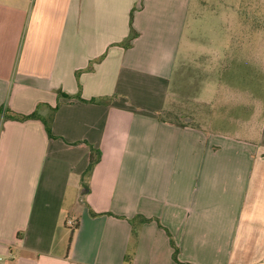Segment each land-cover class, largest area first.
<instances>
[{"label": "crops", "instance_id": "1", "mask_svg": "<svg viewBox=\"0 0 264 264\" xmlns=\"http://www.w3.org/2000/svg\"><path fill=\"white\" fill-rule=\"evenodd\" d=\"M193 2L0 0V109L58 105L0 118V264H264V0L208 7L200 128L158 119Z\"/></svg>", "mask_w": 264, "mask_h": 264}, {"label": "rangeland", "instance_id": "2", "mask_svg": "<svg viewBox=\"0 0 264 264\" xmlns=\"http://www.w3.org/2000/svg\"><path fill=\"white\" fill-rule=\"evenodd\" d=\"M235 1L237 0H194L178 52L179 61L186 58V62L182 63L175 72L167 104L161 114L163 119L200 128L203 113V89L208 87L210 78L203 77L206 60L202 55L209 51L210 54H216L217 40L231 36L228 30H218V21L208 15L210 11L208 7H214L217 11L218 8L229 9L228 6H232ZM256 82L254 86L259 87L257 98L263 102L264 78L258 77ZM212 84L216 87V80H212ZM73 214L74 212L71 211L67 220H71Z\"/></svg>", "mask_w": 264, "mask_h": 264}, {"label": "trees", "instance_id": "3", "mask_svg": "<svg viewBox=\"0 0 264 264\" xmlns=\"http://www.w3.org/2000/svg\"><path fill=\"white\" fill-rule=\"evenodd\" d=\"M130 19L132 20V11H131V14H130ZM130 24H131V21H130ZM136 37H137V33L131 29L128 38L125 39V41H123L122 43H120V46L125 48V49L129 48L131 46L132 40L134 38H136ZM103 58H104V55L99 57L95 62H99ZM91 65L89 66V68L87 70L91 69ZM57 95H58V97L65 98L67 100H69V99H77V100H80V101H84V100H82L80 98L79 94L75 95L74 97H70L69 95H65L64 93L58 92ZM101 100L102 99L93 98V99H91V100H89L87 102H89V103H99V102H101ZM57 106L58 105H56L54 108L50 109V113H49V115L47 117H41V116L38 115V107L32 113H30L28 115L14 114V113H11L10 111L6 110V109L5 110L4 109H0V118H2V121L13 120V121H18V122H24V121L33 120V119L39 120V121L42 122V124L44 126L45 133L47 134V136L49 138H54L52 133H51V124H52L53 115H54V113L57 110ZM162 113L163 112H160L158 114L159 121L177 124L176 122H172V121L163 119L161 117ZM179 125H182V124H179ZM100 158H101L100 151L98 149H94V148L91 147L90 148V153H89L88 165H87L85 171L82 173V176H81V184H82V188H83L84 193H86L87 190H88L87 180L91 176V173H92L94 167L96 166V164L100 161ZM91 215L95 216V214H93V213H91ZM147 222H149V219H145V218H143L141 216H136L135 218L130 220L131 226L133 228L132 229V233H133V237L134 238H136V235H137L136 227L139 226L140 224L147 223ZM76 228H77V223L75 222V225L72 228L69 229L70 230V235H69V238H68L67 247H69L71 242H72V237H73V234H74ZM166 232H167L168 236L170 237L169 232L168 231H166ZM170 240H171V237H170ZM170 243H171V246L174 249V251H173V260L177 264H182V263H179L177 261V259H176L177 249L175 248L172 240L170 241ZM126 261L127 262L130 261V256L127 257Z\"/></svg>", "mask_w": 264, "mask_h": 264}, {"label": "built area", "instance_id": "4", "mask_svg": "<svg viewBox=\"0 0 264 264\" xmlns=\"http://www.w3.org/2000/svg\"><path fill=\"white\" fill-rule=\"evenodd\" d=\"M67 224H68L70 227L74 225L71 221H68Z\"/></svg>", "mask_w": 264, "mask_h": 264}]
</instances>
